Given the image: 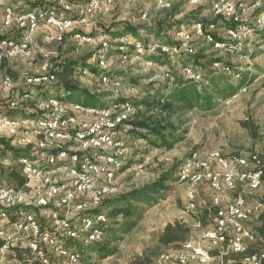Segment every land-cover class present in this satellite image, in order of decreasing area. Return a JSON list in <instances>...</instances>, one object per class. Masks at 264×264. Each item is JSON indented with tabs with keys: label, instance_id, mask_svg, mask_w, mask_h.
I'll list each match as a JSON object with an SVG mask.
<instances>
[{
	"label": "built area",
	"instance_id": "obj_1",
	"mask_svg": "<svg viewBox=\"0 0 264 264\" xmlns=\"http://www.w3.org/2000/svg\"><path fill=\"white\" fill-rule=\"evenodd\" d=\"M27 1L34 5L21 12L5 5L3 27L10 31L16 28L18 35L0 38V65L18 56L32 57L33 37L44 27L55 29L57 44L68 34L92 41L93 37L82 35L80 29L91 22L97 11L138 0H86L77 5L72 0ZM156 2L161 9L173 5V0ZM197 2L190 0L191 4ZM206 2L213 18L206 21L197 18L191 26L182 24L171 34L170 43L146 44L130 36L135 55L174 56L183 51L193 58L201 42L213 51H236L247 59L248 37L264 29V0ZM123 46L115 48L121 50L122 59H127ZM110 47L109 37L101 36L96 70L83 69L110 93L100 106L56 95L37 98L55 83L54 64H50L48 73L23 78L17 91L13 77L0 76V140L26 151L18 158L25 178L23 185L0 181L1 257L10 251L27 249L40 264H80L88 247L105 241L111 218L103 206L119 192L118 176L129 158L128 130L137 109L134 101L123 98L122 79L110 69L107 55ZM212 62L233 80L242 79L240 71L220 58ZM145 64L156 65L153 60ZM182 73L184 79L198 83L203 78L201 65L191 59L182 66ZM246 87L241 90H247ZM33 101H36L33 107L27 105ZM1 147L4 144L0 141ZM260 163L257 153L235 152L228 156L218 150L207 158L195 155L178 173L182 183H209L214 192L213 205L219 208L215 227L207 236L216 244L227 245L234 254L247 251L246 240L253 239V233L244 222L264 212V200L250 204L239 195L222 205L219 193L235 191L242 184L251 190L260 188L264 183ZM187 196L188 207L193 210L194 190H189ZM212 260L208 248L188 241L181 249L161 254L154 264H209ZM244 261L264 264V250L245 256Z\"/></svg>",
	"mask_w": 264,
	"mask_h": 264
},
{
	"label": "rangeland",
	"instance_id": "obj_2",
	"mask_svg": "<svg viewBox=\"0 0 264 264\" xmlns=\"http://www.w3.org/2000/svg\"><path fill=\"white\" fill-rule=\"evenodd\" d=\"M180 2H182L183 11L172 22L185 19L184 25L191 26L197 18L206 20L213 18L210 5L206 0H199L197 5L191 4L190 0H173V4ZM4 8L5 5L0 4V38L8 36L10 33V30L3 27ZM144 14L147 17L144 18ZM167 15V9H161L156 0H138L130 5L114 4L108 9L103 8L97 11L91 22L81 27L80 33L92 36V41L75 38L68 34L61 44H57L53 39L54 34L44 27L37 31L33 37L34 54L32 57L18 56L7 59L5 67L0 65V76L13 77L17 84V91L22 87L23 78L48 73L50 64L60 66L65 61L81 63L84 59L87 64L95 66L101 50L100 37L105 35L109 37L111 44L110 50L107 52L110 69L122 79L123 98L132 101L147 97L153 94L156 89H161L162 92L170 90L173 87L174 78L183 76L184 60L189 59L193 60L195 64L203 63L205 71L218 72L221 76L231 79V82L236 81L226 76L224 74L226 72L221 68L213 65L212 61L215 58H220L229 67L240 71L241 76L245 77L248 82L250 80L246 87L247 90L240 89L233 96L226 97V95H220L217 92L213 93L211 86H208L210 82L201 78L203 86H208L207 93L210 95L213 93L215 96V105L208 109L197 106L174 115L169 121H182L179 122L183 124H181L177 135H183V138L179 142H175L172 148L150 146L144 138L135 133H145V130L136 129L131 124L128 130L129 158L125 169L118 176L119 192L107 202L119 200V197L124 194L150 186L168 173L171 177L166 182V188L152 193L149 201L143 200L134 203L136 215L133 220L129 221V224L131 222H135V224L131 228L128 229L127 225L129 224L121 215L111 218L109 229H117L118 234L115 236L108 232L105 240L111 247L117 248L115 254L101 258L94 249L89 247L80 264H129L134 256L142 254L146 249L156 252L155 257L159 258L163 253L181 249L188 241L199 243L201 246L204 244L214 246L207 236L212 229L209 218L205 216L206 207L211 203L209 196L211 187L207 181H202L197 185L180 182L178 173L181 167L195 155L200 159L207 158L211 152L218 150L228 156L235 152L247 154L253 152L257 153L259 157L264 154V29L248 37L247 44L250 51L247 50V54L249 52L250 54L247 59L241 58L236 51H213L201 42H199L200 47L193 58L188 57L183 51L174 56L148 53L137 57L134 48H132L133 39H130V36L146 44L148 42L165 44L171 41L167 27L170 22L165 23L164 32L160 28L162 22L167 19ZM131 25L138 28V35L126 34V27ZM120 45H124L122 50L127 52L129 56L127 59H122L120 57L121 50L115 48ZM153 56L158 57L159 60L156 61ZM149 60H153L156 65L145 64ZM82 70L77 68L74 75L81 87H86L96 93L107 91L100 82ZM50 86L48 90L41 92L42 97L65 94L64 87L59 83ZM200 88L202 89V86ZM102 102H105L104 98ZM140 110L137 107L133 114V120L139 118ZM151 114L150 112L149 115ZM156 119L166 124L164 116L152 117L147 122L150 124ZM250 122L257 129L258 135L255 136L251 128L245 126ZM9 171L21 174L18 159L13 152L1 147L0 181L4 180L8 184L17 185L16 181L8 178ZM247 189L248 187L242 184L235 191L228 190L227 193L231 197H236L243 195L242 193L237 194L238 192H244ZM189 190H194L193 210L188 207L190 201L187 193ZM205 217L207 222L201 223ZM175 220H180L190 227L191 231L188 233L187 240L170 245H160L159 237L164 231L163 229L170 221ZM253 221H249L247 226L252 228ZM246 241L250 248L258 251L264 250L263 240L254 239L250 242L247 239ZM225 250L228 258L223 264H248L241 254L232 253L227 246ZM17 254L15 251H10L3 257L0 256V264H22L23 260H20ZM24 257L29 263L35 261L28 252L24 253ZM213 264H222V262L216 260Z\"/></svg>",
	"mask_w": 264,
	"mask_h": 264
},
{
	"label": "trees",
	"instance_id": "obj_3",
	"mask_svg": "<svg viewBox=\"0 0 264 264\" xmlns=\"http://www.w3.org/2000/svg\"><path fill=\"white\" fill-rule=\"evenodd\" d=\"M182 11V2H180L179 4H173L170 8L167 9V19L162 22L160 28H162L161 30L162 32H164L165 23L167 21L170 22V25H167L170 39L171 34L175 31V29L180 27L185 22V19L172 22L177 16L181 15ZM203 20L206 21V19ZM131 33L134 35H138V28L132 25L127 26L126 34L130 35ZM171 41H168L167 43H170ZM153 57L156 61L159 60L158 57ZM188 61H190V59L187 61L184 60V64H186V62ZM198 65H201L203 78L210 82V85L208 86H211V88L213 89V93L217 92L220 95H226V97L233 96L234 93L250 83V80L248 82L245 77L231 82L229 78L221 76L218 72L215 73L213 71H205L206 68L203 63H200ZM77 68H80L81 70L83 68H88L91 72H94L96 70L95 66L87 64L84 59L81 63H79L78 61H65V63L60 64V66L55 65V68H52V72L56 75L55 83H59L64 87L63 90L65 94L58 97L64 100L67 99L88 106L102 105L103 98L110 93L108 91L96 93L92 92L86 87H81L80 83H78V79L74 77ZM200 86H202V89L200 88ZM208 86H203L201 82L198 83L193 80H185L183 77L176 76L174 78L173 87L170 90L162 92L161 89H156L153 94L139 99L138 101H134L136 107L141 109L138 112V116L139 118H142V120H139L138 118L131 121V124L135 126L136 129L140 128L145 130V133H135L138 134V136L144 138L150 146L152 145L158 148L167 149L172 148L175 142H179L183 138V135H177V132H179L181 124L183 123H179L181 121L180 119L179 122L169 120L174 115L183 112V110L192 109L197 106L208 109L215 105V96L213 95V93L210 95L206 91L208 89ZM40 97H42L41 92L39 93V95H37V98ZM35 103L36 101L28 102L27 105L33 107ZM150 112L152 113L151 115H149ZM155 116L156 118L159 116H164L166 124H164L163 122H159L158 119L149 124L147 121ZM245 126L251 128L255 136L258 135L257 129L251 122L246 123ZM0 141L4 144V148L6 150L12 151L17 159L20 156L26 154V151L24 150L13 148L5 139H1ZM259 161H261L260 167L264 172V156L259 157ZM169 174L170 173L162 176L159 180L152 183V185L150 186H146L139 190H135V192L122 195L121 197H119V200L109 202L106 201L107 203L105 202L103 208H105V211L110 216V218H117L119 217V215H121L123 219H125L126 223L129 224V221L133 220L136 215L134 203H136V201L139 202L143 200L147 202L150 200L152 193H156L161 189H165L166 182L171 177ZM8 178L12 181H16L17 185H23V183L25 182V178L16 171H9ZM211 210L216 211V206L212 207ZM205 216L208 217L207 214ZM206 217L201 220V223L207 222ZM260 221V225L255 226L253 229V236L259 240L264 241V212L260 214ZM134 224L135 222H131V224L127 225L128 229L131 228ZM163 230L164 231L159 237L160 245H170L172 243L185 241L188 238V233L191 231L190 227L180 220H175L173 222L170 221V223H168ZM106 231L115 236L118 234L117 229H109V226L107 227ZM90 248L94 249L101 258L107 257L117 252V248L115 246L111 247L106 240L101 244L92 245L90 246ZM15 252L18 253V258H20V260H23L22 264H40L38 261L29 263L26 260V257H24V253H30L27 249H17L15 250ZM255 252H257L256 249H252L248 246V249L245 253L238 254H241L244 258L245 256L252 255ZM155 253L151 252L149 249H146L142 254H137V256H134L130 260L129 264H154L158 260V258L155 257ZM214 254V251H212V255Z\"/></svg>",
	"mask_w": 264,
	"mask_h": 264
},
{
	"label": "crops",
	"instance_id": "obj_4",
	"mask_svg": "<svg viewBox=\"0 0 264 264\" xmlns=\"http://www.w3.org/2000/svg\"><path fill=\"white\" fill-rule=\"evenodd\" d=\"M51 1V0H50ZM73 1V0H72ZM84 1H86V0H75L73 3L75 4V5H77V4H80V3H83ZM0 4H3V5H10V6H13V7H15V10L17 11V12H21V11H24V10H26V9H28V8H30V6H32V5H34L33 3H29V1H27V0H0ZM69 15H72L71 13H69ZM50 30L51 31V33L52 34H54V36H53V39H55V37H56V35H57V33H56V31L53 29V28H51V27H48L47 28V30ZM9 35L10 36H15V35H18V33H17V31H16V28H14L13 30H11L10 31V33H9ZM7 60H5L4 62H3V64H1V67H5V62H6ZM13 94H15L14 92L13 93H11V94H8V95H13ZM262 156H264V154L262 155ZM123 172V171H122ZM227 191L228 190H224L223 192H220L219 193V195L221 196V199H222V205H225V204H227V203H230L231 201H233L236 197L234 196V197H231L228 193H227ZM243 194L244 195V197L246 198V200H247V202L248 203H250V204H252V203H256V202H258V201H260V200H263L264 199V183H263V185L260 187V188H258V189H247V191H245L244 190V192L243 191H240V192H238L237 194ZM213 195H214V192L212 191V189H211V191H210V194H209V196H210V201H211V203H209V206H207L206 208V214L208 215V217L207 218H209V220H210V226H211V229L213 230L214 229V227H215V224H216V219H217V209L219 208L218 206H216V205H213ZM214 206H216V211H212L211 209H212V207H214ZM253 219H255L254 221H253ZM249 221H253V223H252V228L254 229V227L255 226H258V225H260V223H261V221H260V213H258V214H255V215H253V218H251ZM249 221H246V222H244V226L246 227V228H249V229H251V231H252V233H254V231H253V229L251 228V227H248L247 226V223L249 222ZM213 227V228H212ZM211 230V231H212ZM254 239H257L256 237H254L253 236V239H249L250 240V242L251 241H254ZM247 242V241H246ZM211 243L215 246H210L209 244H204V245H202L203 247H206V248H208L209 250H210V252L212 253V251H214V255H213V260L211 261V263H209V264H213V262L215 261L216 262V260H218L219 262H222V264H223V262H225V260H227V258H228V256H226L227 255V251L225 250V247L227 246V245H225V244H222V243H220V244H216V243H214L213 241H211ZM210 243V244H211ZM196 244H198V245H200L199 243H196ZM247 245H248V243H247ZM201 246V245H200ZM249 246V245H248ZM250 247V246H249ZM260 251H262V250H260ZM257 252H259L258 250H257ZM192 264H199V263H192Z\"/></svg>",
	"mask_w": 264,
	"mask_h": 264
}]
</instances>
